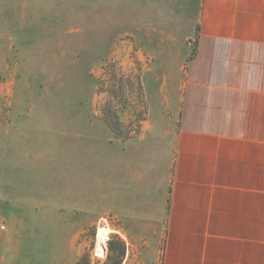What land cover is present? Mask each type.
<instances>
[{
  "label": "rangeland",
  "instance_id": "374dc122",
  "mask_svg": "<svg viewBox=\"0 0 264 264\" xmlns=\"http://www.w3.org/2000/svg\"><path fill=\"white\" fill-rule=\"evenodd\" d=\"M191 1L0 0V264H160Z\"/></svg>",
  "mask_w": 264,
  "mask_h": 264
},
{
  "label": "crops",
  "instance_id": "0c3cea01",
  "mask_svg": "<svg viewBox=\"0 0 264 264\" xmlns=\"http://www.w3.org/2000/svg\"><path fill=\"white\" fill-rule=\"evenodd\" d=\"M160 264H264V0H192Z\"/></svg>",
  "mask_w": 264,
  "mask_h": 264
},
{
  "label": "bare ground",
  "instance_id": "6f19581e",
  "mask_svg": "<svg viewBox=\"0 0 264 264\" xmlns=\"http://www.w3.org/2000/svg\"><path fill=\"white\" fill-rule=\"evenodd\" d=\"M107 231L105 229H99L98 232V238H97V249H101L103 246V243L105 241V238L107 237Z\"/></svg>",
  "mask_w": 264,
  "mask_h": 264
}]
</instances>
